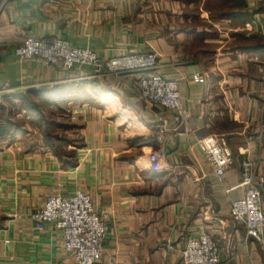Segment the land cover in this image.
<instances>
[{"label":"crops","instance_id":"crops-1","mask_svg":"<svg viewBox=\"0 0 264 264\" xmlns=\"http://www.w3.org/2000/svg\"><path fill=\"white\" fill-rule=\"evenodd\" d=\"M144 1L153 0H0V91L43 88L52 109L70 116L81 139L70 156L54 155L41 144L33 155L23 142L7 149L14 155L0 165V264H74L61 249V233L52 225L37 231L31 215L46 197L77 190L110 217L100 264H182L186 242L200 234L220 250V264H264V244L246 237L229 216L231 203L248 188L244 173L264 183V104L261 95H251L245 47L231 66L223 63L236 51L230 41L221 63L205 53L222 37L215 18L179 13L176 41L151 42L163 54L158 74L178 84L185 117L147 103L139 93L141 73L96 76L90 66L64 70L14 55L28 37H59L104 60L145 52L130 27ZM176 5L183 6L180 0L161 1L164 10ZM184 20L201 25L182 33ZM185 34L189 42L191 36L200 40L194 56L183 47L188 41H180ZM196 74L203 82L194 81ZM251 97L259 98L258 112H251ZM211 139L225 141L234 157L221 180L204 156ZM158 150L164 152L163 170L154 172L148 155Z\"/></svg>","mask_w":264,"mask_h":264},{"label":"built area","instance_id":"built-area-1","mask_svg":"<svg viewBox=\"0 0 264 264\" xmlns=\"http://www.w3.org/2000/svg\"><path fill=\"white\" fill-rule=\"evenodd\" d=\"M14 55L22 61L40 60L64 70L90 66L96 76L141 73L138 88L147 103L176 112L180 117L186 116L177 82L157 73L158 62L154 53L131 54L106 61L89 49L72 47L59 37L39 40L28 37L15 49ZM193 79L203 82L197 74ZM164 133V130L160 131L158 141L162 142ZM204 156L218 180L234 162L233 153L223 140L211 139L205 143ZM163 160L162 150L151 152L148 155L149 168L154 172L162 171ZM243 176L248 188L241 199L231 203L229 216L233 223L244 227L246 237L264 244V183H254L248 173ZM31 219L37 231H44L52 225L61 233V249L72 257L74 264L101 263L110 217L96 209L87 193L77 190L72 195L48 196ZM181 254L182 264H220L221 260L220 250L205 234L189 239Z\"/></svg>","mask_w":264,"mask_h":264},{"label":"rangeland","instance_id":"rangeland-1","mask_svg":"<svg viewBox=\"0 0 264 264\" xmlns=\"http://www.w3.org/2000/svg\"><path fill=\"white\" fill-rule=\"evenodd\" d=\"M161 1L153 0L152 4L147 1L140 2L141 4L137 7L138 17L130 23V27L139 32L140 43L146 46L147 50L128 54L120 53L106 61L131 54L154 53L157 56L158 68L156 71H158L163 54L160 53L161 47H154L151 42H159L166 38L168 43L169 40L172 43L176 41L175 37L179 32L178 29H181L176 27L181 24L178 21L179 13H183L189 19L195 18V16H201L204 20L215 18L214 20L217 21L212 22V24L217 27L215 31H218L222 37L218 38L216 47L206 48L208 52L205 53H213L214 59L221 63L222 60L226 59L225 55H222L224 54L223 49H225L223 47H226V42L230 41L229 46H234L236 51L228 56L231 60L223 62L230 64L233 57L240 54L238 50L245 47V61H243L247 67L245 73L254 81L253 86H251V95H261V103L264 104V0H251L252 3L249 7L244 4V0L243 2L242 0H180L183 4L182 7L180 5L168 6L167 10H164V6H161ZM172 11H175L176 14L173 15ZM227 16H233L230 22H226ZM182 24L186 29H183L182 33L189 35L195 27L201 25L198 22L191 21L186 23L185 20ZM186 34L183 38H180V41H188ZM191 37L192 40L188 41L183 47L189 55L194 56V52L199 48L196 43L199 44L200 40L195 39L194 36ZM120 41L123 43V40ZM199 53L201 58V53L205 54L204 52ZM239 56L242 57V55ZM240 60L242 61V58ZM236 68L234 66L233 69L235 70L231 73L237 79L240 77L238 76L240 72ZM127 74H119L114 77ZM46 93L40 87H11L0 91V127H5L8 123H17L20 126L22 125V129H24L22 131L19 128L8 127V134H10L0 138V165L2 160L12 158L14 154L11 153H14V151L7 149L14 144L23 142V146L31 147L32 150L34 149L30 153L31 155L35 153V146L41 144L48 146L50 148L49 152L54 153V155L70 156L73 154L74 148L77 147L76 145L81 142L80 136L76 132H72L74 123L70 121V116L66 118L58 116L56 110L52 109L54 105L51 103L50 98L45 97ZM139 93H141L140 90ZM258 101L259 98L251 97V112H258ZM63 109L66 112V109ZM13 133L17 136H13ZM8 151L11 153L7 154ZM39 152L42 151L39 150ZM5 155H8V157ZM1 177H3L2 172H0ZM0 205L2 206V202H0Z\"/></svg>","mask_w":264,"mask_h":264},{"label":"trees","instance_id":"trees-1","mask_svg":"<svg viewBox=\"0 0 264 264\" xmlns=\"http://www.w3.org/2000/svg\"><path fill=\"white\" fill-rule=\"evenodd\" d=\"M43 94V93H42ZM46 94H48V92L46 93ZM37 112H39V111H37ZM9 122V121H8ZM5 124V123H4ZM47 125V124H46ZM8 127H10V128H12V127H14V128H19L20 130H24V129H22V125L20 126V125H18L17 123H13V124H11V123H8V125L6 126L5 125V127H0V138H3L6 134H8ZM47 127H49V125H47ZM25 132V131H24ZM10 134V133H9ZM8 134V135H9ZM13 136H17V135H15V133H13Z\"/></svg>","mask_w":264,"mask_h":264}]
</instances>
